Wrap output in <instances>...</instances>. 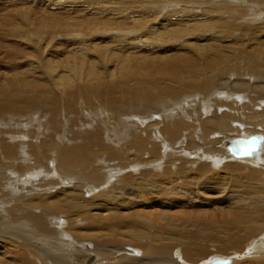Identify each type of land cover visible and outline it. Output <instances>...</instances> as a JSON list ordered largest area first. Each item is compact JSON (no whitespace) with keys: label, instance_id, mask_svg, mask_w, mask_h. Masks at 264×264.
Segmentation results:
<instances>
[{"label":"bare ground","instance_id":"6f19581e","mask_svg":"<svg viewBox=\"0 0 264 264\" xmlns=\"http://www.w3.org/2000/svg\"><path fill=\"white\" fill-rule=\"evenodd\" d=\"M13 1L10 8L8 3ZM125 1L74 0L69 5L59 1L62 12L51 14L46 8L57 4L52 0H0V17L7 16L0 19V25L6 22L5 30L0 28V125L10 123L8 133L0 131V138L8 137V142L0 143V167L21 174L39 167L37 161L45 158L52 165L45 164L38 171L40 176L52 172L55 179L61 171L65 176L62 185L74 183L73 188H59L60 192L53 187L56 194L40 198L36 201L40 210L25 216L44 232L46 220L54 221L48 214L62 207L70 213L78 209L69 223L75 225L79 217L83 228L82 224L71 225L72 233L77 238L85 236L82 229L90 231L92 252L101 258L95 264H213L216 256L224 254L233 256L228 263L232 264L257 257L264 253V233L258 236L264 231V132L220 141L232 157L228 160L207 147L196 156L194 151L179 154L177 148L183 147L184 141L178 139L184 128L191 126L179 116L186 118L188 113L195 114V109L209 115L223 106L220 111L236 118L250 117L254 110L255 120L264 129V21L256 25L258 19L252 12L239 10V4L246 0H182L168 12L163 4L169 0ZM186 2L197 5L189 7ZM157 4L164 8V15L167 13L163 20L161 13L152 11ZM248 5L254 9L251 11L256 8L263 14L261 1L249 0ZM187 9L190 12L185 15ZM156 14L160 20L155 19ZM148 34L152 37L146 38ZM232 65L238 68L236 76L258 75L254 77L256 84H232L226 75ZM221 81L226 85L225 97H219V88H214ZM152 111L160 113L153 115ZM206 123L211 125L204 128L198 123L196 129V123L193 129L200 134L196 139L201 137L208 145L216 138L209 135L227 125L209 119ZM251 137L256 145L251 155L237 157L230 151L232 140ZM21 139H28V143ZM18 143L28 145L40 159L34 165L16 164L21 153ZM25 152L29 160L31 156ZM84 182L86 186L97 183L88 193H97L99 200L82 194ZM178 186L176 193L182 194L183 203H177L180 198L172 193ZM232 187L237 193H228L232 201L228 208H209L207 190L223 196ZM152 195H158L161 206L150 201ZM146 210L150 212L143 215ZM22 213H26L23 208ZM70 224L67 229L71 231ZM15 242L18 249L8 243L14 250L4 251L10 258L5 261L3 255V264H43L30 256L33 253L28 255L31 244L24 252L27 243L20 242L22 247ZM130 243L134 248L139 246L140 256L132 252L135 256L131 258L116 257L115 252ZM92 260L93 256L87 264ZM251 264H264V258Z\"/></svg>","mask_w":264,"mask_h":264},{"label":"rangeland","instance_id":"374dc122","mask_svg":"<svg viewBox=\"0 0 264 264\" xmlns=\"http://www.w3.org/2000/svg\"><path fill=\"white\" fill-rule=\"evenodd\" d=\"M51 1V0H50ZM53 2L52 3H55V2H57V4L56 5H51L50 7H47L46 9H47V11L49 12V13H51V14H59L60 12H62V10H59L58 9V7L59 6H61V4L62 3H60L59 1H62V2H65L66 3V5H69V4H71L74 0H52ZM114 1H117V2H121V3H123V4H125L126 3V1L124 2V0H114ZM158 1V0H157ZM215 1H217V2H221V1H224V0H215ZM247 1H249V0H246L244 3H242L241 2V4H239V6H240V8H239V10L240 11H242L243 13H245V14H247L248 12H252V14H253V16L255 17V19H258L257 21H255L256 22V25H257V23L259 22V23H261L262 24V22L264 21V0H255V1H261V8L263 9V14L262 13H259L260 11L259 10H257L256 8H255V10L256 11H251V10H254L253 8H251V6H245V4H246V2ZM59 2V3H58ZM14 3V1L13 2H10V3H8V6L10 7V8H12V4ZM153 2H150V1H148V4L149 5H151ZM169 3H170V5H169ZM180 4H182V0H169L168 2H165L163 5H164V8L165 7H167V8H165L166 9V12H168L169 10H171V9H173V8H175V7H177V6H179ZM185 4H187L189 7H192L193 5H197V4H193V2H186ZM184 4V5H185ZM158 5V4H157ZM154 6L153 8H154V10H155V8H157L158 9V7L160 8L159 9V11L156 9L155 11L154 10H152L153 8H151V10L153 11V13L155 12V13H157L158 12V14L159 13H161L160 14V16H162V19L161 20H163V18L165 17V15L167 14V13H165V15H164V12H165V10H164V8H162V6L160 7L159 5L158 6ZM71 9H73V8H71ZM140 9V8H139ZM163 9V10H162ZM144 10V9H143ZM161 10V11H160ZM250 10V11H249ZM163 11V12H162ZM189 9H187V12H186V10L184 11V14L186 15V13L187 14H189ZM194 11V10H193ZM36 13H39V11L38 10H36L35 11ZM41 12V11H40ZM257 12V13H256ZM145 13H147L146 11L145 12H143V13H141L142 15L143 14H145ZM152 13V12H151ZM191 13H192V10H191ZM12 14H14V13H12ZM149 14H150V12H149ZM149 14H146V15H149ZM261 15V16H260ZM160 16H157V14H156V18L155 19H158V20H160ZM164 16V17H163ZM263 16V17H262ZM7 17V16H6ZM6 17H0V19H4V18H6ZM159 17V18H158ZM259 17H260V19H259ZM261 20V21H260ZM195 22V21H194ZM255 24V23H254ZM261 24H259L258 26H261ZM6 22H4L3 24H1L0 25V28H2V29H4L5 30V28H6ZM249 24H246V26H248ZM255 26V25H254ZM257 26V27H258ZM253 30H255V29H253ZM214 31H212V33H213ZM136 34H134V36H135ZM138 35V34H137ZM238 36V35H237ZM133 37V36H132ZM147 37H152L150 34H148L147 36H146V38ZM264 38V37H263ZM238 39H240V38H238ZM193 41H194V39H193ZM218 41H221V40H218ZM169 43V42H168ZM167 43V44H168ZM218 44V43H217ZM242 61V60H241ZM228 70H229V73H227L226 75H227V79L231 82H234V81H236V83L238 84V82L237 81H239V82H241V83H243V82H247L248 83V85H250V84H256V82H257V80L254 78L255 76H258V75H256L255 73H250L249 75H246V74H242V75H239V76H236V73H237V70H238V68H237V66H229L228 67ZM241 70H244V68L243 69H241ZM232 73H231V72ZM231 75V76H230ZM261 78H264V77H261ZM231 82V83H232ZM235 83V85H234V87L237 85ZM224 83L221 81V82H219V84H216V87H214L215 89H217V88H219V97H225L223 94L224 93H226V85L224 84ZM233 84V83H232ZM261 84V83H260ZM224 87V88H223ZM228 88V87H227ZM232 88V87H231ZM224 89V90H223ZM218 92V91H217ZM236 93H239V92H237V91H235ZM264 101V100H263ZM153 108H157V107H153ZM221 109H224L223 108V106L221 107L220 106V108H219V111L218 112H215V113H210L209 115H205V114H202V112L201 113H199L200 112V110H197V109H195V114L193 115L192 113H188V115H187V117L185 118V116L184 115H180L179 117H180V119L181 120H186V122H189V126H190V124H191V126H190V128L189 127H187L188 129H185L184 128V130H183V132H182V135H181V138L180 139H182V140H180V139H178V142H181V141H184V142H181V143H183L182 145H183V147L181 148V149H179V148H177L178 149V152L177 153H188V152H195V156H196V152H197V154L198 153H200V151L202 150V149H206V147H207V149H211L212 151H214V152H216L218 155H221V156H223L224 158H223V160H228V159H230V158H232V157H230V155H228V153H227V151H225L226 149L225 148H223L222 146H221V142L224 140V139H227V138H229V137H238V136H243V135H247V134H250V133H262L263 134V130L264 129H262L261 127H262V124L261 123H258L256 120H255V116L253 115V113H254V110H252V112L250 113V117L248 116V115H244V116H241V118L239 117V118H236V117H234V116H231V113H229V116L226 114V113H224V112H222V111H220ZM153 112V115H158L159 113H160V111H152ZM222 112V113H221ZM197 113H198V115H197ZM243 113H246L245 111H243ZM247 114V113H246ZM211 115V116H210ZM220 115H221V118H220ZM227 117H226V116ZM188 116H190V117H188ZM227 118V120H226V118ZM248 116V117H247ZM210 117V118H209ZM211 117H213V118H211ZM215 117V118H214ZM218 117V118H217ZM231 117L233 118V119H231ZM255 117V118H254ZM157 118H161L160 116H157ZM188 118V119H187ZM194 118L196 119V121L194 120ZM220 118V119H219ZM249 120V121H247V119ZM253 120H252V119ZM195 122H193L192 120ZM198 119V120H197ZM200 119V120H199ZM211 120V121H214V122H216V120H217V122H222V123H226V127L224 128V129H222V130H218L217 132H215V133H212V134H210L209 135V137L210 138H214V137H216L215 139H213L214 141H213V145L210 143V144H206L205 142H204V140H202L201 141V137L199 138V139H196V137L198 138V136H196V135H200V134H198V131H195L198 127V125L200 124L201 126H203L204 128L205 127H208V126H210L211 124L210 123H206V120ZM228 119H229V121H230V119H231V122H229L228 121ZM235 119L237 120V121H235ZM244 120V122L242 121V120ZM194 123V124H196L195 125V128L196 129H193L194 128V124L191 122V121ZM224 120H226V121H224ZM232 120H233V122H232ZM199 121H203L202 123L201 122H199ZM205 121V122H204ZM246 121V122H245ZM191 122V123H190ZM230 124H229V123ZM243 122V123H242ZM199 123V124H198ZM206 123V124H205ZM257 123V124H256ZM34 124H36V122L34 123ZM203 124V125H202ZM229 124V125H228ZM199 125V126H200ZM207 125V126H206ZM9 126H10V123H7V125H5V126H3V125H0V131H2V132H4V135H5V133H8V128H9ZM188 126V125H187ZM31 127H33V126H31ZM131 127L133 128V126L131 125ZM192 127V128H191ZM17 129H20L19 127H16ZM22 129V128H21ZM136 131L138 132V131H141V129H136ZM160 133H161V131H160ZM216 134H218V136H216ZM221 134H222V136H221ZM22 137H25V136H22ZM183 137V138H182ZM188 137V138H187ZM3 138H5L4 136L2 137V138H0L1 139V141H0V143L2 144V143H4V142H8V137L6 138L7 140H5V139H3ZM185 139H186V141H185ZM191 139H193V140H195V141H193V140H191ZM216 139H218V140H216ZM222 139V140H221ZM22 141H27V143H28V139H21ZM197 140V141H196ZM9 141L10 142H15V141H11L10 139H9ZM188 141H189V143H188ZM191 141V142H190ZM193 141V142H192ZM221 141V142H220ZM125 142H127V141H125ZM195 143H197V144H195ZM19 144V143H18ZM120 144H123V143H120ZM120 144H118V145H116V147H120ZM198 144H200V145H198ZM210 145V146H209ZM212 145V146H211ZM22 146H24V147H22ZM218 146H220L219 148H218ZM17 147H21L20 148V150H21V153H18V155L20 154V155H22L21 157H20V155H19V160L18 161H20V164H19V162L17 161V163L16 164H18V165H26V163L27 164H35L36 162L35 161H37L38 159H40V155L39 154H35L34 152L35 151H33V152H31V148H29V146L28 145H20L19 144V146L17 145ZM23 148H25L26 150H24ZM29 148V149H28ZM191 148H193L192 150H191ZM196 148V149H195ZM200 149V150H198L197 151V149ZM24 150V151H23ZM25 152V154H28V155H30L31 156V160L29 159V160H26L25 159V155H24V153L23 152ZM175 150H173V152H174ZM181 151V152H180ZM220 152V153H219ZM139 154H137V156H138ZM29 156V157H30ZM37 157V158H36ZM141 157H142V154H141ZM22 158H23V160H22ZM34 158H35V160H34ZM192 158V157H191ZM135 159V158H134ZM136 159H138L137 157H136ZM164 160L166 159V158H163ZM22 161V162H21ZM28 161H29V163H28ZM240 161V160H239ZM243 161H245V159L243 160ZM24 162V163H23ZM26 162V163H25ZM39 162V163H38ZM246 162H248L249 164H252V165H254L253 163H251L250 161H246ZM37 163L39 164V167L38 166H34V167H32V168H29V169H25V170H23L22 172H21V174H18V172H17V174H14V173H12V172H10L9 170H6L4 167H0V215L3 217H1L0 216V218H1V221H0V262H2L1 264H3L5 261H8L9 260V258H10V255L8 254L7 255V253H5L4 251H9V252H11V250L13 249V245L12 246H9V247H12V248H9L8 247V243H10V242H12V244H14V246H17L16 244H18V243H16L15 241H18L19 243L20 242H23L24 244L25 243H27V244H25V247L24 246H22L21 244H23V243H20L19 244V246L21 245L22 247H24V252H28V255H30L31 253H33V254H31L30 256H32L33 257V259H35V260H38V261H41L43 264H66L67 262L66 261H68V263L67 264H70L71 262L73 263V264H75V262H76V264L78 263V264H87V261H88V259L91 257V256H93V260H92V262L90 263V264H95L96 262H98L101 258L99 257V255L98 256H96L97 258H95V253H93L92 252V247L90 246V244H91V242H92V234L91 233H88V232H90L89 230H87L86 232H85V230L84 229H82L81 230V232H83L84 231V237L86 238V236H87V238H86V240H83L84 239V237H75L74 235H73V231H74V229L72 230L71 229V225H72V227H75L76 226V224L78 223V224H82V228H83V223H82V221L79 219V217L77 218V223L74 225V224H70L69 223V220H71L70 218L74 215V214H78L79 213V210L78 209H73L72 210V213H70L69 211L68 212H64L63 210H66L65 208L63 209V207L62 206H60V207H62V208H60V211L59 212H61V214H59L58 215V213L59 212H54V213H50V214H48V218H49V220L50 219H52V220H54V221H52V222H50V221H48V220H46L48 223L50 222V224H48L47 222V224L45 225L46 227H47V230H45L46 232H49V231H52L53 233L51 234V232H50V235H47V234H49V233H46L45 231L44 232H42L41 230H40V228L38 227V225H36L35 224V227L37 226L38 227V229L39 230H37V228L35 229V227H33V225H34V221L33 220H31V222L33 223H31L30 221H29V219H28V217H26L25 215L27 214V212H28V214L30 213L31 214V212H36L37 210H40V208L38 207V206H40L39 204L37 205V203L38 202H36V201H38L40 198H43V197H46L48 194H50L51 196L52 195H55L56 193V191H54V190H56V189H58L57 190V192H60V190H63V189H67V188H73V185L72 184H74L73 182H68V183H66V185H62V181L65 179V176L63 175V173L61 172V171H59V175L58 176H56L55 177V179H53L52 178V172H50L49 174H47V175H43V176H40L39 174H38V171L40 170V169H42V168H44L46 165L47 166H51L52 165V162H50V160L49 159H45V158H42V162H40V161H37ZM51 163V164H50ZM255 163V162H254ZM46 164V165H45ZM257 164V163H256ZM24 165V166H25ZM221 165V164H220ZM220 165L218 166V167H215V169L217 170V169H219L220 168ZM261 166L262 164H258L257 166ZM256 166V165H255ZM262 166H264V165H262ZM261 166V167H262ZM36 168V169H35ZM221 168H222V165H221ZM30 169H31V173H32V175H31V173L29 174V172H30ZM33 169H35V170H33ZM161 168H159V170H160ZM29 170V171H28ZM45 170V172H46V169H44ZM157 170V169H156ZM163 172V171H162ZM1 173H3V175L1 174ZM24 173V174H23ZM11 174V175H10ZM29 174V175H28ZM35 174V175H34ZM14 175V176H13ZM28 176H30L31 178H28ZM34 178H33V177ZM219 176H221L222 178H225V174H221V173H219ZM24 177V178H23ZM221 177H219V180L220 179H222ZM40 178H43V179H40ZM59 178V179H58ZM38 179V180H37ZM58 179V180H57ZM17 180V181H16ZM35 180H36V182H35ZM41 180H43V182H41ZM2 181H3V183H2ZM45 181L47 182L46 184H45ZM53 182H55V184H53ZM26 183V184H25ZM41 183V184H40ZM49 183V184H48ZM52 183V184H51ZM86 182H84L83 183V185H82V187H81V192H82V194L83 195H85L86 196V194L88 193V190L92 187H96V185H97V183H95L94 184V182H92L91 183V185L92 186H90V185H88V186H86ZM21 185H23V186H21ZM30 185V186H29ZM36 185V186H35ZM49 185V186H48ZM69 185V186H68ZM71 185V186H70ZM182 185V183H180V186ZM90 186V187H89ZM180 186H178V188H176L175 190H172L173 192V194H176V195H173V196H178V197H176L177 199L178 198H180L179 200H176V202L177 203H183V201H182V199H181V197L182 196H180V195H182V194H180V192L179 193H176L177 192V190L178 189H180ZM51 187V188H50ZM55 189H54V188ZM64 187V188H63ZM86 187V188H85ZM37 190H36V189ZM45 188V189H44ZM59 188H60V190H59ZM63 188V189H62ZM54 189V190H53ZM85 189V190H84ZM181 189H184V188H181ZM7 190V191H6ZM47 190V191H46ZM52 190V191H51ZM102 190V189H101ZM233 190V191H232ZM232 190L230 189V190H228L227 192H225L226 194L225 195H223L222 196V194H220L219 195V193H217V192H214V191H212V190H207L206 192H207V194H209L211 197H209V199L211 200V206L209 207L210 209H212V210H216V211H218V210H224V209H226V208H228L229 207V205L232 203V201L230 200L231 199V197H230V195H228V193L229 194H231V193H237V190L235 189V188H233L232 187ZM236 192H235V191ZM41 191V192H40ZM86 192V193H85ZM90 193V192H89ZM88 193V194H89ZM8 194H10V195H8ZM41 194V195H40ZM80 194V193H79ZM94 194H95V197H96V199H94V198H92L93 196H94ZM179 194V195H178ZM217 194V195H216ZM45 195V196H44ZM49 195V196H50ZM73 195V194H72ZM75 195H76V193H75ZM93 195V196H92ZM97 195V193H95V192H92L91 194H89L88 195V199H93V200H95V201H97V200H99V196H96ZM42 196V197H41ZM76 196H78V195H76ZM91 196V197H90ZM153 197H152V200H150V201H154L156 204H157V202H158V205H160L161 206V201L162 200H160L159 199V197H158V195H155V197H154V195H152ZM216 196H218V198L216 197ZM220 196V197H219ZM227 196V197H226ZM3 197V198H2ZM208 197V196H207ZM55 198V197H54ZM60 198H62V197H60ZM83 198V197H82ZM126 198H127V196H126ZM130 198H132V197H130ZM129 197H128V199H130ZM133 198H136V197H133ZM132 198V199H133ZM155 198V199H154ZM28 199H30V200H28ZM57 199V198H56ZM216 199H218V200H216ZM156 200V201H155ZM172 200H174V199H172ZM147 201V200H146ZM145 201V202H146ZM163 201H165V200H163ZM153 202V203H154ZM231 202V203H230ZM10 203V204H9ZM75 204H74V206H77L78 205V203L77 202H74ZM154 203V204H155ZM229 203V204H228ZM226 204H228V205H226ZM18 205H20V206H18ZM21 205H25V206H21ZM36 205V206H35ZM226 205V207L224 208V206ZM17 206V207H16ZM157 206V205H156ZM6 207L7 208H9V209H11L12 211H15V212H12L11 211V213L10 212H7V209H6ZM38 207V208H37ZM22 208H23V212H26V213H22ZM6 209V210H5ZM8 209V210H9ZM14 209V210H13ZM16 209H19L20 210V212H19V210H16ZM62 209V210H61ZM25 210V211H24ZM18 211V212H17ZM74 211V212H73ZM6 212H7V214L8 213H10V214H8L9 216H7L6 215ZM64 212V213H63ZM76 212V213H75ZM146 212H150V211H143L142 213H143V215H145L146 214ZM62 213H63V215H62ZM157 213V212H156ZM69 214H71V215H69ZM73 214V215H72ZM6 215V216H5ZM11 215V216H10ZM62 215V217L65 215V217H60ZM67 215V216H66ZM19 216V217H18ZM51 216H53V217H51ZM57 216H59V217H57ZM160 216V212H159V214H158V217ZM10 219H9V218ZM23 217H25L24 219H26V220H22V218ZM55 217V218H54ZM75 217V216H74ZM156 217H157V215H156ZM158 217H157V219H158ZM59 218H62L63 219V221H60V219ZM66 218H68L67 220H66ZM5 219H8V220H10V223H9V221L8 220H5ZM28 219V220H27ZM58 221V222H55V221ZM65 220L67 221V222H65ZM8 221V222H7ZM21 221V222H20ZM25 221V222H24ZM3 222V223H2ZM14 222V223H13ZM28 222V223H27ZM160 222V221H159ZM8 224V226H10V227H8L7 226V224ZM19 223H22L21 225L19 224ZM31 223V224H30ZM54 223H56L55 225L56 226H54ZM57 223H59V225L57 224ZM3 224V225H2ZM13 224V225H12ZM67 224H70V226L68 225V227H70V229H71V231L69 230V228L67 229ZM77 224V225H78ZM84 224H86V222H84ZM31 226V227H28V226ZM3 226V227H2ZM21 226H23V227H21ZM7 227V228H6ZM25 227V228H24ZM60 227V228H59ZM3 228H5V229H3ZM23 228L25 229V230H23ZM26 228H27V230H26ZM57 228V229H56ZM63 229H64V231H63ZM81 229V228H80ZM57 230V231H56ZM59 230V231H58ZM62 230V231H61ZM68 230V231H67ZM93 230V229H92ZM38 231L42 234V233H45V237L43 236V234H42V236H41V234L40 233H38ZM94 231V233L95 232H97V230L95 231V230H93ZM11 233V234H9V233ZM38 234H37V233ZM57 232V233H56ZM59 232H61V234L59 235ZM67 232H69V233H67ZM5 233V234H4ZM15 233V234H14ZM21 233V234H20ZM23 233V234H22ZM64 233V234H63ZM264 233V231H262L258 236H260L261 234H263ZM28 234V235H27ZM35 234V235H34ZM70 234V235H69ZM88 234H90V236L88 235ZM3 235V236H2ZM12 235L14 236V237H12ZM23 235V236H22ZM69 235V236H68ZM74 237H72V236ZM8 237V238H6V237ZM22 236V237H21ZM41 236V237H40ZM48 236V237H47ZM3 239H2V238ZM126 239H129L128 237H129V235L127 234L126 236ZM25 238V239H24ZM68 238H69V241H68ZM71 238V239H70ZM83 238V239H82ZM5 239V240H4ZM12 239V240H11ZM24 239V240H23ZM57 239H59V241L57 240ZM72 239H74V241L72 240ZM81 239H82V242H81ZM11 240V241H10ZM15 240V241H14ZM54 240H56V241H58V243L55 241L54 242ZM88 240H90V241H88ZM61 241V242H60ZM63 241V242H62ZM84 241V242H83ZM15 242V243H14ZM60 242V243H59ZM68 242V243H67ZM71 243V245H70V243ZM74 242H76V243H74ZM139 242V241H138ZM84 243H87V245L88 246H85V244ZM31 244V246H29ZM61 244V245H60ZM79 246H78V245ZM8 248H5V250L3 249V247H5V246ZM11 245V244H10ZM29 246V247H31L32 249H30V250H28L29 248L27 247V246ZM67 245H69L68 247H67ZM74 245L76 246H78V248H75L74 247ZM132 245H133V243H132ZM131 245V243H130V245L128 244V245H124L123 244V246H122V248L121 249H119L118 251H116L115 253H116V257H118V258H131L134 254H136L137 253V255H139L140 256V253H141V250L139 249V248H137V247H139V246H137L136 248H134L133 246ZM36 246V247H35ZM76 246V247H77ZM84 246V247H83ZM133 247L132 249H131V247ZM64 247H65V249H64ZM72 247V248H71ZM85 247H89L88 249L87 248H85ZM15 248H17L18 249V246L17 247H15ZM68 248V249H67ZM71 248V249H70ZM81 248V249H80ZM10 249V250H9ZM62 249H63V251H62ZM74 249V250H73ZM75 249H76V251H75ZM87 249V250H86ZM122 249H123V251H122ZM126 249V250H125ZM14 250V249H13ZM23 250L21 251V252H23ZM28 250V251H27ZM49 250V251H48ZM67 250H71V251H67ZM47 252V254L45 253V252ZM53 252V253H51V252ZM80 251H84V255H82L83 253L81 252L80 253ZM89 251V252H88ZM131 251V252H130ZM3 252V253H2ZM50 252V253H49ZM128 252V253H127ZM132 252H135L134 254L132 253ZM30 253V254H29ZM66 253V254H65ZM89 255H88V254ZM130 253H132V254H130ZM37 254H39L38 255V257H37ZM90 254H91V256H90ZM126 256V257H123L124 255ZM5 256V258L4 259H6L5 261L2 259L4 256ZM56 255V256H55ZM58 255V256H57ZM67 255H68V257H67ZM76 255V256H75ZM82 255V256H81ZM8 256V257H7ZM36 256V257H35ZM53 256V257H52ZM81 256V257H80ZM87 256V257H86ZM135 256V255H134ZM259 256V257H258ZM70 257V258H69ZM77 257H79V259L77 258ZM83 257V258H82ZM264 258V253H261V254H259V255H257V257L256 256H254V258L253 259H249L248 261H247V259H245V258H243V259H238V261H236L235 263H232V264H251L252 263V261L254 260V259H256V258ZM39 258V259H38ZM177 258L179 259V256H177ZM217 258H219V259H232L233 258V256H229L228 258H227V255H223V256H216L214 259H217ZM63 259V260H62ZM66 259V260H65ZM73 259V260H72ZM78 259V260H77ZM214 259H212V260H214ZM103 260V259H102ZM233 260V259H232ZM243 260V261H242ZM252 260V261H251ZM4 261V262H3ZM53 261V262H52ZM94 261V262H93ZM244 261H246V262H244ZM46 262V263H45ZM58 262V263H57ZM238 262V263H237ZM244 262V263H243ZM6 263V262H5ZM8 263V262H7ZM37 264V263H36ZM131 264H132V262H131ZM182 264V263H181Z\"/></svg>","mask_w":264,"mask_h":264},{"label":"water","instance_id":"95a60500","mask_svg":"<svg viewBox=\"0 0 264 264\" xmlns=\"http://www.w3.org/2000/svg\"><path fill=\"white\" fill-rule=\"evenodd\" d=\"M254 138H236L229 144L230 151L237 157H245L243 154L245 148H247ZM229 259H216L213 264H228Z\"/></svg>","mask_w":264,"mask_h":264},{"label":"snow or ice","instance_id":"6c2138e0","mask_svg":"<svg viewBox=\"0 0 264 264\" xmlns=\"http://www.w3.org/2000/svg\"><path fill=\"white\" fill-rule=\"evenodd\" d=\"M256 150V145H255V141L251 142L250 145L245 148L243 154L245 156L251 155L254 151Z\"/></svg>","mask_w":264,"mask_h":264}]
</instances>
